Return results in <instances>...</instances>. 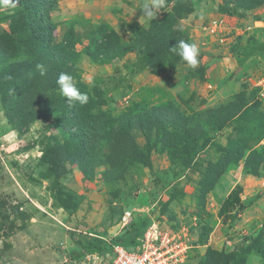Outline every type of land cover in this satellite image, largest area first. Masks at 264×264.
<instances>
[{"label": "rangeland", "instance_id": "obj_1", "mask_svg": "<svg viewBox=\"0 0 264 264\" xmlns=\"http://www.w3.org/2000/svg\"><path fill=\"white\" fill-rule=\"evenodd\" d=\"M257 2L239 18L231 3L229 13L219 12L223 0H188L192 13L176 20L174 26L185 30L189 44L200 50L199 66L194 70L179 62L174 69L153 76L138 65L135 53L103 66L91 64L85 56L79 58V80L98 89L106 102L102 110L112 116L130 109L135 113L163 107L178 110L188 120L197 119L195 126L204 130V137H194L192 146L186 145L188 141L173 150L158 146L157 152L150 153L149 165L130 167L116 181H104L102 167L95 170L93 180H86L76 166L64 163L66 171L52 189V179L44 178L46 170L38 166L45 137L60 139L50 125L52 119L39 120L18 137L0 102V264H98L102 256H112L109 242L107 246L93 241L99 254L72 257L93 250L90 241L97 235L107 241L121 237L131 225L141 227L147 222L175 232L185 230L194 244L190 264H197L208 247L228 254L245 237L253 240L261 232L264 237V163L257 167L252 159L246 166L245 157L236 163L230 159L222 173L215 172V178L203 184L210 165L225 155L223 149H242L241 140L251 136L244 150L247 156L260 134L253 133L264 130V0ZM143 3L145 0H57V9L46 22L53 29L50 45L61 43L72 28L79 41L75 49L81 52L91 33L102 25L131 42L130 26L147 30L153 22L139 23ZM172 7L173 2H168L154 21L163 19ZM7 33L8 21L2 16L0 41H5L2 35ZM25 43H14L13 61L17 65L41 64L34 62L38 55ZM243 93L252 99L250 104L259 102L254 115L215 132L217 112L237 104ZM136 139L144 145L139 133ZM206 140L205 148L195 149ZM32 145L33 149L26 150ZM226 200L228 206L222 214ZM127 212L130 222L123 226ZM142 233L137 229V239ZM246 264H264V260L251 253Z\"/></svg>", "mask_w": 264, "mask_h": 264}, {"label": "trees", "instance_id": "obj_2", "mask_svg": "<svg viewBox=\"0 0 264 264\" xmlns=\"http://www.w3.org/2000/svg\"><path fill=\"white\" fill-rule=\"evenodd\" d=\"M170 1L173 2L171 12L166 13L160 21H153L147 30L131 26L128 28L132 34L131 42L123 41L114 29L102 25L91 33L81 52L75 49L79 41L72 28L64 33L61 43L50 45L53 29L46 22L49 21V13L57 9V0H20L14 10L0 11V19L3 16L9 27V33L2 35L5 41H0V102L3 113L18 137L27 134L30 127L39 120L52 119L50 125L57 129L60 139L53 135L45 137L38 160V166L46 170L43 177L52 179L51 188L65 173L64 163L76 166L86 180H93L95 170L102 167L103 180L116 181L123 178L130 167L149 165L150 153L157 152L158 146L173 150L184 141H188L186 145L192 146L194 137L197 140L204 137L203 127L195 126L198 120H188L176 109L154 107L135 113L130 109L127 113L112 116L109 111L102 110L106 102L101 99L98 89L90 88L79 80L78 62L81 56H85L91 64L103 66L135 53L138 55V65L150 70L153 76H159L166 69H174L177 63L184 62L171 48L181 40L187 43L189 40L185 30L174 24L176 20L190 15L193 9L188 6V0H166V5ZM223 1L219 12L229 13L231 3L232 11L239 18L243 17L245 10L250 11L258 4L257 0ZM18 40L26 42L32 53L38 55L34 62H41L45 75L41 76L36 71V65H17L13 61V46ZM62 72L73 76L79 90L88 95L87 104H69L60 95L56 81ZM237 100V104L217 112L219 120L214 128L215 132L222 131L232 121L239 122L242 117L254 115L259 106V102L255 101L250 104L252 99L246 98L244 93L238 95ZM137 133L144 139L143 146L137 142ZM255 135H258L254 140L255 146L247 156H244V150L247 149L246 142L252 139L251 136H245L241 140L242 149L231 146L223 149L225 155L210 165L209 175L203 184L211 182L216 176L215 172L222 173L231 160L236 163L245 157L246 166L252 159L257 167L264 163V143L260 145L261 141L264 142V130L257 129L253 133ZM208 141L195 149L205 148ZM33 148V145L27 146L26 150ZM51 188L48 190L52 193ZM202 199L201 196V202ZM226 206L227 200L221 207L222 214L226 213ZM148 226V222L141 227L131 225L121 237L116 236L108 242L111 246L121 245L129 249L137 243V229L143 232ZM94 238L95 240L90 241L91 244L93 241L107 244L103 236ZM263 243L261 232L253 240L245 237L235 252L228 254L208 247L204 255L198 257L197 264H246L251 253H256L264 260ZM92 248L91 251L82 250L72 258L76 260L85 254H99L93 244ZM190 258L191 256L189 260ZM189 260L187 264H190Z\"/></svg>", "mask_w": 264, "mask_h": 264}, {"label": "built area", "instance_id": "obj_3", "mask_svg": "<svg viewBox=\"0 0 264 264\" xmlns=\"http://www.w3.org/2000/svg\"><path fill=\"white\" fill-rule=\"evenodd\" d=\"M129 217V212L124 214L123 226L130 222ZM186 234L151 223L131 248L113 245L112 256H102L98 264H187L194 245Z\"/></svg>", "mask_w": 264, "mask_h": 264}, {"label": "clouds", "instance_id": "obj_4", "mask_svg": "<svg viewBox=\"0 0 264 264\" xmlns=\"http://www.w3.org/2000/svg\"><path fill=\"white\" fill-rule=\"evenodd\" d=\"M19 2L20 0H0V11L14 10ZM165 6L166 0H145V3H143L141 7L143 14L140 17L139 23L148 24L154 21L158 14L162 12V9L165 8ZM200 18L203 20L204 16L201 14ZM171 51L178 55L189 68L194 70L199 66L198 57L200 55V50L196 44H189L181 40L178 42V44L171 48ZM36 68L41 76L45 75L44 66L42 64H37ZM56 84L58 85L60 94L66 98L69 104L78 103L79 105L83 106L88 103V95L79 90V88L74 83L73 76L70 74L63 72L60 73Z\"/></svg>", "mask_w": 264, "mask_h": 264}, {"label": "crops", "instance_id": "obj_5", "mask_svg": "<svg viewBox=\"0 0 264 264\" xmlns=\"http://www.w3.org/2000/svg\"><path fill=\"white\" fill-rule=\"evenodd\" d=\"M122 229V228H121ZM98 236V235H97ZM109 241V240H108ZM107 242V241H106Z\"/></svg>", "mask_w": 264, "mask_h": 264}]
</instances>
